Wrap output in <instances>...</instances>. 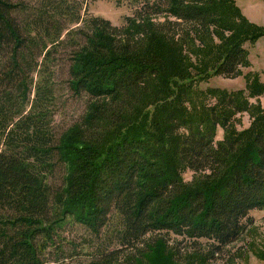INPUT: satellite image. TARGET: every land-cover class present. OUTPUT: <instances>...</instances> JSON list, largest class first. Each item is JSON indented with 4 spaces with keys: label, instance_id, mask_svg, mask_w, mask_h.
Listing matches in <instances>:
<instances>
[{
    "label": "trees",
    "instance_id": "16d2710c",
    "mask_svg": "<svg viewBox=\"0 0 264 264\" xmlns=\"http://www.w3.org/2000/svg\"><path fill=\"white\" fill-rule=\"evenodd\" d=\"M128 1L134 14L117 26L88 14V0H0V264L65 253L70 222L96 237L108 229L88 264H152L161 244L178 260L190 247L210 262L264 209V108L219 89L200 90L201 110L186 106L195 46L224 40L207 69L236 78L249 64L243 42L264 27L234 28L217 0ZM60 74L89 100L57 136ZM209 94L215 103L203 102ZM243 111L255 122L238 132ZM172 234L182 240L169 244Z\"/></svg>",
    "mask_w": 264,
    "mask_h": 264
},
{
    "label": "rangeland",
    "instance_id": "374dc122",
    "mask_svg": "<svg viewBox=\"0 0 264 264\" xmlns=\"http://www.w3.org/2000/svg\"><path fill=\"white\" fill-rule=\"evenodd\" d=\"M217 4L221 14L225 17L235 18L233 21L234 28L238 27L237 24L242 25L245 21L261 28L264 27V0H226L225 3L224 0H217ZM222 5L223 8H220ZM85 8L90 15L101 16L111 20L114 25L123 26L126 23L125 18L134 14L135 4L128 0H88ZM84 15L86 16V14ZM157 19L163 21L166 16H158ZM253 30L254 32L260 31L257 28H253ZM230 34L231 32L228 31L225 35L228 37ZM254 37L256 38L247 39L243 42V46L248 52L249 64L241 68V73L236 78L216 75L212 70L207 69L224 40L213 37L205 46H195L194 52L189 55L188 59L190 65L192 64V72L198 73L193 84L191 102L186 104L189 111L194 105L198 107L193 110H201L204 106L201 105L203 95H201L200 90H208L210 93L211 89L222 90L227 95L237 97V100L240 99L252 106L260 105L264 108V90L259 93L256 92L255 87L256 83H264V34ZM205 70L209 73L207 74ZM63 78H66V74L64 76L60 74L58 78L57 105L53 121L57 136L81 119L89 100L86 95L78 96L73 93ZM216 99L212 94H209L203 102L205 104L215 103ZM251 113V111L237 113L231 128L239 132L251 126L255 122ZM231 128L230 130H232ZM225 134V128L218 125L215 139L222 140ZM196 175L197 173L190 169L183 173L186 181H192ZM62 179L63 170L59 169L52 180L56 186H60ZM251 215L254 218V223L247 228L239 240L226 246L220 255H215L210 262L205 261L198 252L191 250L190 247L181 249L185 256L182 260H178L167 247L161 244V247L151 254L152 264H264V209L253 210ZM70 223L63 229L61 240H59L65 245L66 252L57 254L55 247L49 248L45 257L47 259L46 264H88L92 259L95 246L98 243L107 244L108 240L105 239L108 236L107 228L96 237L84 226L74 222ZM153 236L155 235L152 234ZM180 240H182L181 237L172 234L169 244L177 243ZM201 241L207 244V240ZM113 245L118 246L119 243L114 241ZM74 246H77V249H73ZM202 248L205 249L206 246H202Z\"/></svg>",
    "mask_w": 264,
    "mask_h": 264
}]
</instances>
